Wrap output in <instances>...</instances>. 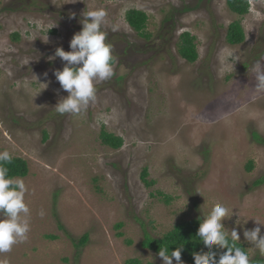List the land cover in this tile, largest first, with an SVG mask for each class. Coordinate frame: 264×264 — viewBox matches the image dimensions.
Wrapping results in <instances>:
<instances>
[{"label": "rangeland", "instance_id": "rangeland-1", "mask_svg": "<svg viewBox=\"0 0 264 264\" xmlns=\"http://www.w3.org/2000/svg\"><path fill=\"white\" fill-rule=\"evenodd\" d=\"M249 1L246 41L232 45L238 16L227 0H0V152L30 171L16 178L29 232L0 264H164L142 246L146 233L159 238L216 202L229 208L224 230L238 231L251 264L264 262L244 237L255 227L264 236V183L255 184L264 178V0ZM133 8L149 15L151 39L128 23ZM97 9L114 75L96 82L80 114L61 115L55 106L69 93L54 72L67 62L55 52L71 51L84 12ZM184 32L196 37L195 63L179 54ZM103 128L123 139L119 149L102 143Z\"/></svg>", "mask_w": 264, "mask_h": 264}, {"label": "clouds", "instance_id": "clouds-1", "mask_svg": "<svg viewBox=\"0 0 264 264\" xmlns=\"http://www.w3.org/2000/svg\"><path fill=\"white\" fill-rule=\"evenodd\" d=\"M84 17L82 31L74 34L70 41L71 51L57 48L55 52L56 57L67 62L63 70L54 72L62 89L69 93L55 106V111L61 115L80 114L95 100L96 82L108 80L114 75L113 49L106 43V34L101 30L106 17L105 10L85 11ZM257 81L258 87L264 88V74L258 75ZM11 161L12 156L8 151L0 152V253L11 251L15 244L27 238L29 232V222L25 218L30 211L24 199L26 185L22 180L9 176L6 165ZM230 216L229 208L221 202H216L201 218L197 235L204 245L209 249L215 245L227 250L218 260L213 251L196 253L195 264H251L249 253L237 246L240 239L238 231L233 229L229 234L224 230L222 221ZM256 223L261 222L256 220ZM260 233L261 228L255 227L253 230H245L244 237L254 245L261 256H264V236ZM182 248L183 245L169 254L168 248L163 247L159 256L163 258L164 264H173V258L180 262Z\"/></svg>", "mask_w": 264, "mask_h": 264}, {"label": "trees", "instance_id": "trees-1", "mask_svg": "<svg viewBox=\"0 0 264 264\" xmlns=\"http://www.w3.org/2000/svg\"><path fill=\"white\" fill-rule=\"evenodd\" d=\"M227 5L229 9L237 14V19L232 21L228 27L227 32V41L230 44H240L243 43L246 39V33L242 26V18L249 12L250 10V1L249 0H227ZM126 19L130 26L142 37L145 39H151L152 33L148 31V23H149V15L141 10V9H130L126 13ZM51 32L55 33L56 30H52ZM15 37L18 38L19 34H15ZM179 54L185 58L189 63H195L199 58V53L196 44V37L191 35L190 32H184L180 35V39L177 43ZM115 63V60H114ZM113 63V64H114ZM246 66V65H245ZM47 138L48 134L44 133ZM255 139L258 141H263L262 138L255 132ZM102 143L114 148L119 149L124 141L121 137L116 136L114 133L108 132L104 130L101 131L100 134ZM6 167L9 169V176L13 179L16 178H24L29 175V165L26 159L23 157H14L12 156L11 163L7 164ZM252 162L247 165L248 170L252 169ZM149 175L147 167L143 169L142 179L145 181L147 186H151L154 183V180H148L147 176ZM264 183V178H260L256 180L255 184ZM161 193V192H160ZM201 223L200 218H190L181 220L175 224V226L164 233L163 236L157 238L152 237L151 235H145V240L142 243L144 248L151 249L155 253L159 255V251L166 247L169 250V254L171 251L180 248L181 249V262H185L187 264H195L194 254L196 253H207L209 251H213L217 254V260L220 255L223 254L227 249L219 248V246H213L211 249L207 248L202 239L197 235L198 229ZM123 223L120 222L117 226H122ZM63 227V226H62ZM61 227V228H62ZM121 235V233H118ZM52 238H58V236H51ZM89 240V234H84L81 239L76 244L77 247L85 245ZM72 241L74 244L76 243V239L72 237ZM229 242L231 243L230 236ZM237 246L241 247L245 251H248L245 243L238 241ZM175 259V258H173ZM126 264H143L141 259H130L126 261ZM256 264H264L263 260H258Z\"/></svg>", "mask_w": 264, "mask_h": 264}]
</instances>
